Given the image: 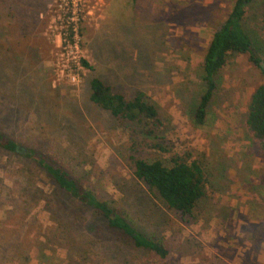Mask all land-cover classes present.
Segmentation results:
<instances>
[{"label":"rangeland","instance_id":"1","mask_svg":"<svg viewBox=\"0 0 264 264\" xmlns=\"http://www.w3.org/2000/svg\"><path fill=\"white\" fill-rule=\"evenodd\" d=\"M234 2L0 0V134L58 161L170 253L162 261L134 248L37 165L0 148V264H239L242 256V264H264V153L246 129L264 75L248 54L229 55L204 124L193 120L204 55ZM72 26L76 49L65 47ZM242 26L264 66L260 1ZM92 77L127 99L143 92L161 117L159 139L133 138V128L93 105ZM131 154L200 166L205 194L191 216L168 209L134 176Z\"/></svg>","mask_w":264,"mask_h":264},{"label":"trees","instance_id":"2","mask_svg":"<svg viewBox=\"0 0 264 264\" xmlns=\"http://www.w3.org/2000/svg\"><path fill=\"white\" fill-rule=\"evenodd\" d=\"M135 2L136 0H132ZM255 1L264 0H235L226 20L217 28L207 47L202 64V80L204 91L193 111L196 125H203L206 111L216 89V76L227 64L229 55L248 54L249 61L261 69L264 66L257 58L254 42L242 26L247 8ZM81 65L92 70L85 60ZM89 101L97 108L107 112L123 127L132 129L133 138L143 140H158V130L162 120L155 104L149 101L143 92H136L131 99L116 91L112 86L98 77L89 81ZM132 126V127H131ZM246 129L250 138L256 141L264 153V84L255 89L251 95L246 117ZM155 147L156 144L154 145ZM0 148L15 156H23L43 170L57 185L69 194L79 206L104 221L108 230L128 239L136 249L145 251L166 260L169 250L161 240L143 235L131 223L129 218L116 208L112 202L95 196L90 190L83 188L82 180L69 173L62 164L49 155L35 149H21L17 142L0 134ZM134 176L147 188L154 191L165 206L184 216H191L197 203L205 194V177L200 166L186 163L181 159H173L172 165L166 167L160 161H147L129 156Z\"/></svg>","mask_w":264,"mask_h":264},{"label":"built area","instance_id":"3","mask_svg":"<svg viewBox=\"0 0 264 264\" xmlns=\"http://www.w3.org/2000/svg\"><path fill=\"white\" fill-rule=\"evenodd\" d=\"M69 3H70V5H71V2L70 1H68L67 3H65V7H68V5H69ZM67 19L69 20V21H71V23H73L74 22V11H73V9H72V6H71V8L70 9H68V17H67ZM76 29H75V27L74 26H72L71 27V30H70V35H71V37H70V40H68V41H70V43H67L66 45H65V47L66 48H68V49H76L77 48V42L76 41H73V38H76ZM65 40V39H64ZM65 41H67V40H65ZM69 59V58H68ZM81 60L82 59H77V58H75V57H72L71 58V61H73V63L75 64V66H78L79 64H81ZM68 77L71 79V81L72 82H75V78H76V76L75 75H72L71 73H69L68 74Z\"/></svg>","mask_w":264,"mask_h":264},{"label":"crops","instance_id":"4","mask_svg":"<svg viewBox=\"0 0 264 264\" xmlns=\"http://www.w3.org/2000/svg\"><path fill=\"white\" fill-rule=\"evenodd\" d=\"M244 251H246V250H244ZM243 260H244V259H243V256H242V258L240 259L239 264H242V263L244 262ZM234 264H237V263L235 262Z\"/></svg>","mask_w":264,"mask_h":264}]
</instances>
